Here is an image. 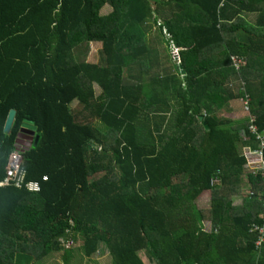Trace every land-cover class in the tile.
I'll return each instance as SVG.
<instances>
[{
  "label": "trees",
  "instance_id": "trees-1",
  "mask_svg": "<svg viewBox=\"0 0 264 264\" xmlns=\"http://www.w3.org/2000/svg\"><path fill=\"white\" fill-rule=\"evenodd\" d=\"M91 42L95 62L78 57ZM234 99L249 114H229ZM251 114L263 130L264 0H0V264H264L251 231L264 174L241 149L258 146ZM14 149L23 186L2 184Z\"/></svg>",
  "mask_w": 264,
  "mask_h": 264
},
{
  "label": "rangeland",
  "instance_id": "rangeland-1",
  "mask_svg": "<svg viewBox=\"0 0 264 264\" xmlns=\"http://www.w3.org/2000/svg\"><path fill=\"white\" fill-rule=\"evenodd\" d=\"M108 8H111V6L109 4H106L102 9H101V13L102 14H107V10ZM162 20L158 19V23H161ZM149 28L151 29L153 35L149 37L150 40V48L151 47H157V53L156 55L153 57L154 60L160 62L163 65V68H167L169 71H171L174 67L172 66V57H171V53L168 50V46L167 44L163 41L161 35L158 33L160 32L159 28L157 25H154L151 21L148 24ZM164 33V31H163ZM101 47V43L100 42H93L90 43L89 45H83L80 49H79V54L78 57H80L81 59H86V61H97L98 60V50ZM174 50V49H173ZM173 54L175 55V51H172ZM176 57V55H175ZM177 58V57H176ZM129 60L132 59V57L128 58ZM159 66V65H158ZM161 71V68L159 69ZM98 88V87H97ZM243 183V188H242V196L249 194V190H250V185L247 183V179H246V175L242 180ZM242 196L237 197L235 200V204L239 205L243 199ZM211 197L212 194L211 192L205 191L203 192L199 198L197 199L198 204L201 207H208L211 203ZM211 221L210 219H205L203 222V226L205 228V230H210L211 228ZM82 243V239H78V241L73 244L70 243L69 245H73L74 247H79V245ZM55 260L59 261V256H56L54 258ZM143 259L145 261L146 264H153L151 263L148 258H146L143 255ZM112 264V257L109 253L103 254V255H99V256H95V257H83L82 255H78V256H74L73 257V263L72 264Z\"/></svg>",
  "mask_w": 264,
  "mask_h": 264
},
{
  "label": "built area",
  "instance_id": "built-area-1",
  "mask_svg": "<svg viewBox=\"0 0 264 264\" xmlns=\"http://www.w3.org/2000/svg\"><path fill=\"white\" fill-rule=\"evenodd\" d=\"M178 49H176L177 51ZM248 100H244L245 109L248 111ZM253 123L250 125L249 130L255 135V142L257 143V147H252L250 144L244 145L242 147V155L246 159L245 171L249 173H263L264 174V129L258 130L256 124H254L255 118L251 117ZM22 155L20 154L18 149H14L11 151L8 157V163L6 166L7 175L5 180L3 181V185L15 184L17 186L25 185V174L21 167ZM47 177H44L46 180ZM26 186L29 191L37 192L40 190V184L37 181H29L26 183ZM264 193V192H263ZM264 217V214H263ZM261 232H264V223L260 228ZM264 240V237L257 242L258 244Z\"/></svg>",
  "mask_w": 264,
  "mask_h": 264
},
{
  "label": "clouds",
  "instance_id": "clouds-1",
  "mask_svg": "<svg viewBox=\"0 0 264 264\" xmlns=\"http://www.w3.org/2000/svg\"><path fill=\"white\" fill-rule=\"evenodd\" d=\"M112 8V7H111ZM91 43H93V42H91ZM102 46V45H101ZM101 48V47H100ZM173 49L176 51V49H178V48H176L175 46H173ZM177 51H179V49L177 50ZM133 59V58H132ZM178 62H179V60H178ZM134 67L138 70V69H140V66L139 65H134ZM153 69L156 71L157 70V67H153ZM98 86H96V88H97ZM242 102H243V108H244V111H245V115H247V114H249V110L247 111L246 109H245V104H244V100L242 99ZM244 115V116H245ZM250 117H254L255 118V116L254 115H250ZM248 131L249 132H244V133H246V134H252V135H254L250 130H249V127H248ZM28 134V133H27ZM251 136V135H250ZM255 136V135H254ZM244 139H249V137L248 136H245L244 137ZM244 145H247V144H245V143H243L242 144V146H241V149H242V147L244 146ZM246 160V159H245ZM245 166H246V164H245ZM245 168V167H244ZM263 212H262V223L261 224H257V223H253L252 224V226H251V231H253L254 233H256L257 234V239L255 240V245H256V247L257 248H259L261 245H262V243L264 242V240H262L261 241V243L260 244H258L257 242L261 239V237H264V232H261L260 231V228H261V226L263 225V223H264V217H263ZM261 218V217H260ZM258 264V263H257Z\"/></svg>",
  "mask_w": 264,
  "mask_h": 264
},
{
  "label": "water",
  "instance_id": "water-1",
  "mask_svg": "<svg viewBox=\"0 0 264 264\" xmlns=\"http://www.w3.org/2000/svg\"><path fill=\"white\" fill-rule=\"evenodd\" d=\"M176 61H178V59H176ZM181 71L183 72V70H181ZM14 116H15V110L12 109L10 111L9 115H8L7 122H6V129L7 130L10 128V126H11L13 120H14ZM24 131H26V133L28 131V135H23V133H22L21 134L22 135L21 137H24L26 139V141H29V142L33 141L34 136H35V131L34 130H31V129L30 130H25L24 129ZM37 142H38V136L35 139L34 145H36Z\"/></svg>",
  "mask_w": 264,
  "mask_h": 264
},
{
  "label": "crops",
  "instance_id": "crops-1",
  "mask_svg": "<svg viewBox=\"0 0 264 264\" xmlns=\"http://www.w3.org/2000/svg\"><path fill=\"white\" fill-rule=\"evenodd\" d=\"M107 12H110L112 10V8H108L106 9ZM157 67V66H155ZM231 107H232V111L229 113L231 115H233V117H244V111H243V102L241 99H234L231 101ZM26 135H28L26 133Z\"/></svg>",
  "mask_w": 264,
  "mask_h": 264
}]
</instances>
